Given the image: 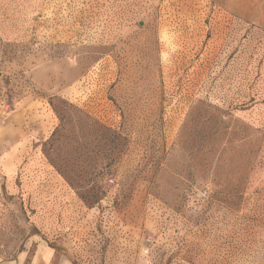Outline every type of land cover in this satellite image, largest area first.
<instances>
[{"label": "rangeland", "instance_id": "1", "mask_svg": "<svg viewBox=\"0 0 264 264\" xmlns=\"http://www.w3.org/2000/svg\"><path fill=\"white\" fill-rule=\"evenodd\" d=\"M262 7L0 0V264H264Z\"/></svg>", "mask_w": 264, "mask_h": 264}, {"label": "crops", "instance_id": "2", "mask_svg": "<svg viewBox=\"0 0 264 264\" xmlns=\"http://www.w3.org/2000/svg\"><path fill=\"white\" fill-rule=\"evenodd\" d=\"M222 4L236 17H240L242 20L252 23L253 21L262 20V17L258 16V12L262 7L264 14V0H222ZM263 21V20H262ZM255 25V23H252ZM261 28H264L260 26ZM54 254L49 252L48 254L37 253L32 257L30 264H51L54 260ZM11 264H27L26 255L20 254L17 259ZM69 264V262H66Z\"/></svg>", "mask_w": 264, "mask_h": 264}]
</instances>
